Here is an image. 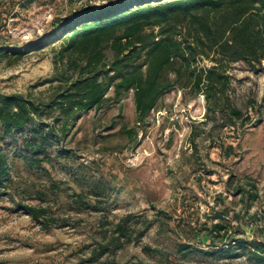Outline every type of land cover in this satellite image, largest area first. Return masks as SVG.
I'll return each instance as SVG.
<instances>
[{"label":"rangeland","instance_id":"rangeland-1","mask_svg":"<svg viewBox=\"0 0 264 264\" xmlns=\"http://www.w3.org/2000/svg\"><path fill=\"white\" fill-rule=\"evenodd\" d=\"M114 1L0 0V94L46 103L66 89L83 60L56 36ZM233 87L245 125L212 127L204 94L178 88L142 120L130 91L69 120L43 168L1 144L12 182L0 189V264H264V74L237 66ZM20 204L48 207L50 227ZM129 214L122 248L103 251Z\"/></svg>","mask_w":264,"mask_h":264},{"label":"trees","instance_id":"trees-1","mask_svg":"<svg viewBox=\"0 0 264 264\" xmlns=\"http://www.w3.org/2000/svg\"><path fill=\"white\" fill-rule=\"evenodd\" d=\"M70 22L56 38L67 37L64 52L82 58L75 69L78 77L46 103L0 94V189L12 182L9 152L1 144L31 167L43 168L44 162H52L49 150L63 141L69 120L121 100L130 91L142 120L165 92L178 88L185 95L204 94L212 127L220 119L225 127L237 126L239 119L246 124L248 116L232 99L233 80L237 66L264 74V0H118ZM105 79L113 82L112 96H107ZM20 206L50 227L48 207ZM130 217L116 224L103 251L122 248Z\"/></svg>","mask_w":264,"mask_h":264}]
</instances>
